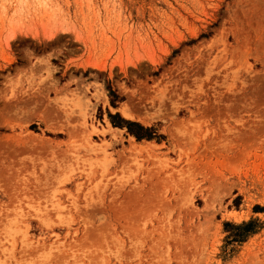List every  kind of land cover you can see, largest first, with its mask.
Wrapping results in <instances>:
<instances>
[{
	"label": "rangeland",
	"instance_id": "rangeland-1",
	"mask_svg": "<svg viewBox=\"0 0 264 264\" xmlns=\"http://www.w3.org/2000/svg\"><path fill=\"white\" fill-rule=\"evenodd\" d=\"M0 264H264V0H0Z\"/></svg>",
	"mask_w": 264,
	"mask_h": 264
},
{
	"label": "trees",
	"instance_id": "trees-1",
	"mask_svg": "<svg viewBox=\"0 0 264 264\" xmlns=\"http://www.w3.org/2000/svg\"><path fill=\"white\" fill-rule=\"evenodd\" d=\"M122 124H126V126L128 127V129H129V131L131 132V133H133L137 138H140V137H143V136H150L148 133H146V132H142V133H137L136 131H134V130H132L131 129V127H130V124H131V122H129V121H126V120H124V121H122ZM146 130V129H145Z\"/></svg>",
	"mask_w": 264,
	"mask_h": 264
},
{
	"label": "bare ground",
	"instance_id": "bare-ground-1",
	"mask_svg": "<svg viewBox=\"0 0 264 264\" xmlns=\"http://www.w3.org/2000/svg\"><path fill=\"white\" fill-rule=\"evenodd\" d=\"M120 111L121 113L126 116V117H129V118H133V114L128 110L127 106L125 107V105H122L120 107Z\"/></svg>",
	"mask_w": 264,
	"mask_h": 264
}]
</instances>
